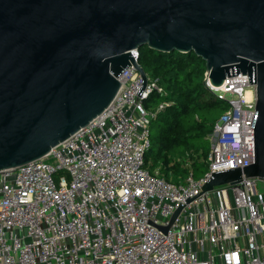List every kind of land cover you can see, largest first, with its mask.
Wrapping results in <instances>:
<instances>
[{"label": "built area", "instance_id": "built-area-1", "mask_svg": "<svg viewBox=\"0 0 264 264\" xmlns=\"http://www.w3.org/2000/svg\"><path fill=\"white\" fill-rule=\"evenodd\" d=\"M146 75L139 97L141 76L127 67L100 115L45 156L0 171V264H264V180L243 176L185 203L214 172L254 160L248 76L207 83L228 105L213 125L207 170L173 181L144 164L150 121L166 105L145 106L164 92Z\"/></svg>", "mask_w": 264, "mask_h": 264}, {"label": "water", "instance_id": "water-1", "mask_svg": "<svg viewBox=\"0 0 264 264\" xmlns=\"http://www.w3.org/2000/svg\"><path fill=\"white\" fill-rule=\"evenodd\" d=\"M144 45L193 51L206 88L240 73L254 87L253 162L214 172L185 203L243 176L264 180V0H0V171L45 156L100 115L129 66L140 97L147 75L132 51Z\"/></svg>", "mask_w": 264, "mask_h": 264}, {"label": "trees", "instance_id": "trees-1", "mask_svg": "<svg viewBox=\"0 0 264 264\" xmlns=\"http://www.w3.org/2000/svg\"><path fill=\"white\" fill-rule=\"evenodd\" d=\"M137 61L164 90L152 93L145 106L166 103L152 120L157 133L150 139L144 164L151 172L158 169L159 176L179 181L190 169L207 166L216 113L222 114L228 105L204 86L205 61L193 51L165 53L144 45Z\"/></svg>", "mask_w": 264, "mask_h": 264}, {"label": "rangeland", "instance_id": "rangeland-1", "mask_svg": "<svg viewBox=\"0 0 264 264\" xmlns=\"http://www.w3.org/2000/svg\"><path fill=\"white\" fill-rule=\"evenodd\" d=\"M157 103H155L154 105H153V107H155V105H156ZM220 112H217L216 113V116L219 118L220 117ZM217 118V119H218ZM151 123L149 124V131H150V139L152 138V136H154L156 133H157V129L154 127V125L152 124L153 123V121L151 120L150 121ZM208 147H210V145H208ZM207 170V166H204V165H198V169L196 170V172L194 171H192L191 169L189 170V171H192V173H193V176H194V178H199V177H201L203 174H204V172ZM157 173H159V171H158V169H156L155 170Z\"/></svg>", "mask_w": 264, "mask_h": 264}, {"label": "bare ground", "instance_id": "bare-ground-1", "mask_svg": "<svg viewBox=\"0 0 264 264\" xmlns=\"http://www.w3.org/2000/svg\"><path fill=\"white\" fill-rule=\"evenodd\" d=\"M247 95L249 96V95H250V93H247Z\"/></svg>", "mask_w": 264, "mask_h": 264}]
</instances>
